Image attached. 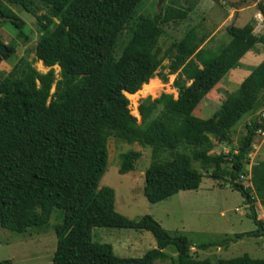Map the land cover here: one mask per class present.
Segmentation results:
<instances>
[{
	"label": "trees",
	"instance_id": "trees-1",
	"mask_svg": "<svg viewBox=\"0 0 264 264\" xmlns=\"http://www.w3.org/2000/svg\"><path fill=\"white\" fill-rule=\"evenodd\" d=\"M140 2L0 0V17L19 31L16 37L24 42L27 38L20 32L24 24L11 8L35 17L42 34L34 49L35 59L49 69L40 74L31 67H17L0 78V231L26 235L45 228L58 211L61 223L54 228L56 248L51 264H155L167 260L164 251L168 248L176 255L169 264H211L194 260L188 240L170 236L150 216L134 222L115 211L113 190L99 189L110 137L150 149L143 187L148 203L155 205L179 192L198 190L203 175L192 167L197 163L244 199L247 216L257 230L235 239L264 234L253 197L264 208V161L252 166L250 187L239 183L254 137L264 132V124L247 126L235 152L210 155L211 140L228 142L231 129L254 111L264 93V60L211 118L193 116L203 99L257 43L264 46V34L256 37L250 24L228 27V43L208 56L202 69L195 70L191 58L204 38L193 30L164 52L159 45L164 26L185 20L191 9L179 8L176 2L153 17L134 21L126 43L119 47L118 37ZM39 9L45 13L36 16ZM256 10L264 25V3L258 2ZM7 50L8 54L0 53V63L14 54L12 48ZM165 59L169 60V75L180 71L186 76L193 71L190 84L174 82L176 99L163 94L142 101L139 119L133 114L137 125L144 121L137 126L126 96L133 99L154 79ZM55 66L60 70L58 80ZM139 157L135 151L123 154L118 173L133 172ZM95 228L145 231L154 238L156 248L141 258H118L110 245L92 241ZM222 243L202 244L197 249ZM217 264H264V259L244 255Z\"/></svg>",
	"mask_w": 264,
	"mask_h": 264
},
{
	"label": "rangeland",
	"instance_id": "rangeland-1",
	"mask_svg": "<svg viewBox=\"0 0 264 264\" xmlns=\"http://www.w3.org/2000/svg\"><path fill=\"white\" fill-rule=\"evenodd\" d=\"M176 2L180 8L190 7L185 20L175 21L164 26L163 36L159 45L164 52L172 43H178L183 36L193 30L204 42L192 56L194 69H202V62L224 47L229 37L227 28L230 26L242 28L250 24L253 34L260 37L264 34L261 16L257 13L256 5L264 0H228L236 8H229L226 4L215 5L212 0H141L135 9L129 23L118 37L119 47L126 43V33L130 25L141 17H153L155 14L172 6ZM24 26L20 31L27 41L18 39L10 24L0 20V44L12 48L14 54L0 63V78L8 76L18 70L31 67L40 74H46L49 69L36 61L34 49L42 36L38 32L35 17L11 8ZM45 13L44 9L36 11V16ZM264 60V46L257 43L231 70L215 88L203 99L193 113L196 118L206 120L211 118L220 108L222 102L238 89L242 81ZM169 60L165 59L156 72L154 80L161 86L160 92L151 91L146 97L137 93L129 101V110L135 125L134 115L138 117V107L147 98L158 99L161 95H171L177 98L176 80H182L185 86L190 84L188 75L180 71L173 75L168 68ZM55 78L59 79V68H52ZM51 90V94L53 93ZM141 91V90H140ZM139 91V92H140ZM155 92L157 96H150ZM135 99V100H134ZM134 114V115H133ZM264 93L260 95L254 111L244 116L230 131L229 141L218 144L215 140L211 156L228 155L235 152L239 140L246 134V127L253 123L264 124ZM144 121L137 125L142 126ZM129 151L140 154L134 164V171L126 175L118 173L121 156ZM107 166L99 183L100 188H109L114 192L115 211L130 221H138L143 216H150L170 236H183L192 246L191 257L196 261L208 260L217 264L219 260H228L244 255L251 259H264V234L257 237H243L235 239L237 235L256 232V225L248 218L249 211L239 192L224 186V182L210 178L209 173L202 171L197 163L193 168L203 175L201 184L196 191L181 192L178 197L155 205L148 203L143 195L144 172L150 163V149L141 148L136 144H128L120 139L110 137L107 141ZM264 161V132H258L252 143V151L244 164L245 176L239 179L244 187H250V172L253 165ZM254 210L257 219L264 221V208L255 195ZM61 223L60 213L53 212L47 226L43 229H32L26 235L0 231V262L10 261L11 264H51L56 248L55 226ZM92 241L112 247L118 258H141L150 250L156 248L152 235L148 232L125 229L95 228L92 230ZM228 241L227 243H222ZM219 244L207 250H198L202 244ZM167 260L155 264H169L176 255L172 248L165 251Z\"/></svg>",
	"mask_w": 264,
	"mask_h": 264
},
{
	"label": "bare ground",
	"instance_id": "bare-ground-1",
	"mask_svg": "<svg viewBox=\"0 0 264 264\" xmlns=\"http://www.w3.org/2000/svg\"><path fill=\"white\" fill-rule=\"evenodd\" d=\"M160 90H161V86H159L157 81L153 79L147 85L143 86L141 91L138 93H140L142 96L146 97L151 91L160 92Z\"/></svg>",
	"mask_w": 264,
	"mask_h": 264
},
{
	"label": "water",
	"instance_id": "water-1",
	"mask_svg": "<svg viewBox=\"0 0 264 264\" xmlns=\"http://www.w3.org/2000/svg\"><path fill=\"white\" fill-rule=\"evenodd\" d=\"M212 1L214 2L215 5H219L220 3H223V4H226L229 8H233V9L236 8L235 6L230 4L228 2V0H212ZM186 2H187V0H186ZM0 19H2V17H0ZM0 53L1 54H8L7 48L5 46L1 45V44H0ZM211 179L216 180V181H225V180H223L221 178H211Z\"/></svg>",
	"mask_w": 264,
	"mask_h": 264
},
{
	"label": "crops",
	"instance_id": "crops-1",
	"mask_svg": "<svg viewBox=\"0 0 264 264\" xmlns=\"http://www.w3.org/2000/svg\"><path fill=\"white\" fill-rule=\"evenodd\" d=\"M186 192V191H185ZM181 192H179L177 195H175V196H173V197H171V198H174V197H178V195L180 194ZM170 198V199H171ZM170 199H168V200H170ZM163 202H165V201H163ZM262 222H264V221H262Z\"/></svg>",
	"mask_w": 264,
	"mask_h": 264
},
{
	"label": "built area",
	"instance_id": "built-area-1",
	"mask_svg": "<svg viewBox=\"0 0 264 264\" xmlns=\"http://www.w3.org/2000/svg\"><path fill=\"white\" fill-rule=\"evenodd\" d=\"M263 117H264V115H263ZM241 178H243V177H241Z\"/></svg>",
	"mask_w": 264,
	"mask_h": 264
}]
</instances>
